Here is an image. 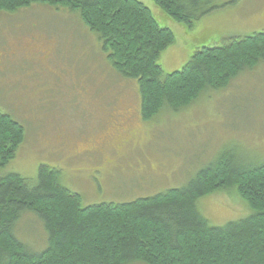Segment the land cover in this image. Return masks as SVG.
I'll return each instance as SVG.
<instances>
[{
	"label": "rangeland",
	"instance_id": "rangeland-1",
	"mask_svg": "<svg viewBox=\"0 0 264 264\" xmlns=\"http://www.w3.org/2000/svg\"><path fill=\"white\" fill-rule=\"evenodd\" d=\"M138 1L176 36L159 59L165 74L182 70L200 48L264 31V0H215L227 6L192 29L170 22L153 0ZM0 113L26 133L0 177L16 173L36 183L41 166L58 169L63 187L87 207L185 187L224 155L244 168L264 164V62L227 88L207 89L187 107H163L146 121L137 81L116 74L98 37L60 8L0 12ZM198 209L214 227L253 214L236 188L200 198ZM14 233L32 254L48 247L32 213Z\"/></svg>",
	"mask_w": 264,
	"mask_h": 264
},
{
	"label": "trees",
	"instance_id": "trees-1",
	"mask_svg": "<svg viewBox=\"0 0 264 264\" xmlns=\"http://www.w3.org/2000/svg\"><path fill=\"white\" fill-rule=\"evenodd\" d=\"M153 1L170 22L189 29L227 6L215 0ZM32 5L78 16L102 42L116 74L137 81L146 121L163 107H187L207 89L227 88L241 71L264 62L263 31L200 48L182 70L165 74L159 59L176 36L140 1L0 0V12ZM25 136L21 124L0 113V168L16 157ZM61 175L41 166L36 183L16 173L0 177V264H264V164L244 168L224 155L185 187L91 207L63 187ZM231 188L253 214L214 227L200 213L198 201ZM26 213L34 214L48 234L42 253L28 252L14 233Z\"/></svg>",
	"mask_w": 264,
	"mask_h": 264
},
{
	"label": "crops",
	"instance_id": "crops-1",
	"mask_svg": "<svg viewBox=\"0 0 264 264\" xmlns=\"http://www.w3.org/2000/svg\"><path fill=\"white\" fill-rule=\"evenodd\" d=\"M184 30L186 31V33H188V31L186 30V28H184Z\"/></svg>",
	"mask_w": 264,
	"mask_h": 264
}]
</instances>
